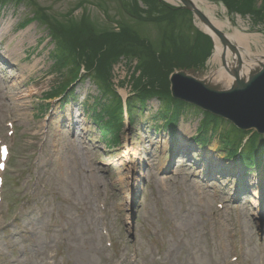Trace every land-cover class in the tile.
<instances>
[{
	"label": "rangeland",
	"instance_id": "rangeland-1",
	"mask_svg": "<svg viewBox=\"0 0 264 264\" xmlns=\"http://www.w3.org/2000/svg\"><path fill=\"white\" fill-rule=\"evenodd\" d=\"M134 1L144 18L158 5V14L177 10L167 21H136L122 0H0V144L11 149L0 264H264V205L252 187L264 178V135L246 154V138L229 146L223 137H236L232 124L216 116L217 128L200 136L206 112L173 99L171 76L202 79L217 67L210 34L179 0ZM205 1L225 33L247 35L253 52L264 49V0L253 9L242 0ZM129 27L146 40L114 42ZM22 33L34 38L11 61L6 47ZM64 39L84 64L52 98L75 70ZM89 56L104 81L83 71ZM113 102L121 109L118 141L109 138L111 125H100L115 123ZM124 152L142 161L140 183L134 171L127 178L134 164Z\"/></svg>",
	"mask_w": 264,
	"mask_h": 264
},
{
	"label": "water",
	"instance_id": "water-1",
	"mask_svg": "<svg viewBox=\"0 0 264 264\" xmlns=\"http://www.w3.org/2000/svg\"><path fill=\"white\" fill-rule=\"evenodd\" d=\"M179 1L217 34L223 45L222 65L235 82L230 89H220L186 71H179L171 76L172 96L232 121L240 129L255 130L264 135V65L248 82L244 81L240 75L242 60L238 47L192 0ZM228 50L234 59L230 67L227 64Z\"/></svg>",
	"mask_w": 264,
	"mask_h": 264
},
{
	"label": "bare ground",
	"instance_id": "bare-ground-1",
	"mask_svg": "<svg viewBox=\"0 0 264 264\" xmlns=\"http://www.w3.org/2000/svg\"><path fill=\"white\" fill-rule=\"evenodd\" d=\"M172 2H175V0H170ZM194 2V4L200 8L208 17L209 19L212 21V23L219 29H221L222 31L224 30V23L220 20H217L215 18V16H213V6H211L210 4H208L205 0H192ZM45 20V19H44ZM44 23V21L42 22ZM9 27L8 23H4L2 30H5ZM203 28L206 32H208L210 34V41H212L213 45H215L216 47V54L213 57V61L215 62V65H217V67H215L214 69L210 70L207 74H205V76H203L202 80H205L207 83H210L212 86L216 87V88H220V89H230L235 82L234 77H232L228 71H226L225 67L222 65V60H221V56L223 53V45L221 44L219 37L217 36V34L212 31L211 29H209L208 27L203 25ZM25 33H22V36L20 37V39L17 41V43L11 48V47H6V52H5V56H7V59H10L11 61H14V58L17 57L18 55V51L21 49L22 50V45L24 42L26 41H30L31 39L34 38L33 34H30L28 38H26V36L24 37ZM228 35V37L230 38L231 41H233L238 49H239V53H240V59L242 60V68H241V78L248 82L258 71H260L263 68L264 65V49L261 51H256L253 52L250 46V43L248 42V36L239 32L233 33V34H229L226 33ZM15 39V37H12V41ZM7 53V54H6ZM233 57L231 58L230 55V50H228L227 53V64H229V67L232 65L233 62ZM28 68V67H27ZM26 69V67L24 68ZM35 70V66L30 67V71ZM68 77H66L67 79H71L73 78V80H76L77 78H79V76H76V74H70L68 73ZM83 76V75H82ZM86 78V76H84ZM52 98H56V97H52ZM99 104V103H98ZM191 104V103H189ZM107 111V110H106ZM113 115L111 117V119H115V123L113 121H107V120H103L101 121L102 126H104V128L107 125H111L112 128H110L108 130L109 134V138L113 136L112 139H114L113 141H118V138L120 140V136L117 134L122 133V123L119 121L121 119L120 116H118L117 111H112ZM107 116V114H105ZM209 116H215L214 114H212L211 112L208 111V120L206 121V123L208 125L202 127V131L200 133V136L204 135L207 131H211L215 128H217V125L219 124L218 120H214ZM105 117V116H104ZM109 119V115L107 116ZM106 118V117H105ZM128 123H130L131 118L128 117L127 119ZM227 122L232 124V127L230 126V128H232L231 130H235L236 132L239 129L238 126L234 125L233 122L229 121L226 119ZM124 127V124H123ZM213 127V128H211ZM188 128H186L184 131H182V133H186V130ZM106 130V129H105ZM117 133V134H115ZM76 134V133H75ZM214 133H211L210 136H213ZM226 137H223V139ZM187 146V145H184ZM191 147L190 143L188 145V149ZM135 147H133L134 149ZM206 148V147H205ZM127 149V148H126ZM182 148H177V152L178 154H188V149H182ZM129 150H131V146H129ZM181 151V152H180ZM190 151V149H189ZM174 153V154H175ZM214 151L213 150H206V153L203 155L204 158L208 161H206L208 163V167H209V158L212 159V156ZM130 154H127V152L123 153V157L126 158V161L129 160L128 163L132 164H136L138 165V167L134 168V165L127 168V171H129L127 173V178L128 176H131V174H133L134 171V175H138L134 178V181L140 183V179L139 176H141L142 174V161L136 157H132L130 158V156H128ZM224 162H226V159L224 160ZM243 163V162H242ZM241 163V164H242ZM244 164V163H243ZM242 164V165H243ZM225 165V164H224ZM227 166V165H226ZM242 167V166H241ZM221 172L226 173L228 171L225 170V168L223 166H221L220 168ZM215 172V171H214ZM220 172V173H221ZM129 174V175H128ZM217 174V173H216ZM122 181H125L126 183H128L126 179L121 178ZM253 183H256L255 185H252V187L254 188V186H256L254 188L255 192H257V195L259 196V201H258V205L259 206H263L264 205V178L262 179L261 177L258 179H252ZM128 186V185H127ZM132 191V186L128 188V193H130ZM263 200L260 201V200ZM128 201V200H127ZM129 202V201H128Z\"/></svg>",
	"mask_w": 264,
	"mask_h": 264
},
{
	"label": "trees",
	"instance_id": "trees-1",
	"mask_svg": "<svg viewBox=\"0 0 264 264\" xmlns=\"http://www.w3.org/2000/svg\"><path fill=\"white\" fill-rule=\"evenodd\" d=\"M122 1H124V4H123V6L122 7H127V9H128V12H127V14L131 17V18H133V19H135L136 21H143V20H149V21H156V22H160V20L162 19V20H164V21H167L168 20V18H173V16L175 15L174 14V11H176L177 9H171L170 11L168 10V11H166L167 13L165 14V15H163V14H158L159 13V9H158V7L161 9V11H162V7H160V5H158V6H155L154 7V9H156V10H158V15L156 14V13H151L150 11H148V16H146L145 18L142 16V15H140L138 12H140L139 11V8L136 6V5H138V4H136V2L134 1V0H131V2L130 1H128V0H122ZM152 2V6H153V4H154V2L153 1H151ZM242 4L244 5L245 4V6L247 7L246 9H253V7L255 6V0H242ZM180 9H178V11H179ZM184 11H186V13H190L189 11H187L186 9H184ZM262 12V15H264V11H261ZM150 14H152V15H150ZM173 15V16H172ZM155 16V17H154ZM43 19H45V18H43ZM129 29H130V32H129V30H125V29H121L120 30V32L119 33H117V34H113L112 36H111V38L112 39H114V40H116V41H114V42H124V43H128V44H137V43H140V44H142L143 42H144V40H146V39H143V37L138 33V30H136L134 27H132V28H130L129 27ZM166 29V28H165ZM57 33V32H56ZM56 35H58V34H56ZM115 35H117V36H115ZM59 37H60V35H58ZM74 36L75 37H77V38H79V34L77 35V34H75L74 33ZM105 37H107V36H105ZM109 39V38H108ZM65 40V46H67V48H68V50H69V52L71 53L70 54V56H71V58L72 59H74V62H71L72 63V66L74 67V71L72 70V69H69V73L70 74H74V73H76V69L79 67V63H81V65H83L84 64V62L83 61H81V58L80 57H82V53L81 54H78L76 51V45L72 42L71 44L69 43V41L67 40V39H64ZM165 42V41H164ZM139 44V45H140ZM165 44V43H164ZM172 44V43H171ZM164 46V48L165 47H167L166 45H163ZM203 47H204V51L206 52H208L210 49H211V43H210V41H208L207 42V44L206 45H203ZM76 50V51H75ZM93 56V55H92ZM70 58V61L72 60ZM93 58L94 57H90L89 56V59L87 60V62H85V68L88 70V72L89 73H93V72H95L96 74L98 73V74H101V77L104 75V73H102L101 71H100V69H97V71L94 69V68H96L95 66H94V64H93V62H92V60H93ZM145 65V62H143V66ZM143 66H141L142 68H143ZM140 66H139V68L141 69V71H143V69L141 68ZM93 71V72H92ZM136 72H138L137 70H136ZM96 74H93V75H95V77H97V75ZM103 74V75H102ZM105 76V75H104ZM104 76L102 77L103 78V81L106 79V78H104ZM134 78L136 79V77L134 76ZM72 79V78H71ZM71 79H63L62 81H61V85H60V90H55L54 91V93H52V95H57V94H60L63 90V88L65 87V86H67V85H69L70 84V80ZM99 79H100V77H99ZM105 89H106V91H108V90H110L109 89V87H105ZM143 90H145L144 88H142ZM146 91V90H145ZM108 92H110V91H108ZM134 92H136V91H134ZM116 96V95H115ZM166 98H170V97H166ZM142 100H145V99H142ZM113 105H115L116 107L114 108H112V111H117V113L119 114V111L121 110H119V108H118V106L120 105V103H116V102H113ZM109 108V107H108ZM107 108V109H108ZM122 108V107H121ZM109 110V109H108ZM121 113V112H120ZM212 119H214V120H217L216 118H213L212 117ZM234 132H235V130H234ZM235 134H236V137L235 136H233L232 137V139L230 140V145L233 143H237L238 141H239V138H242V137H244L245 136V134H247L246 132H244V131H241V130H238L237 132H235ZM257 137H262V136H260V135H257V134H253V135H251V137H250V139H249V141L247 142V144H245V146H244V148H245V151H244V153H246V154H248L249 153V150H250V143H257ZM247 145H249V147H247ZM256 144H255V146L253 147V149L255 150L256 149ZM244 155V154H243Z\"/></svg>",
	"mask_w": 264,
	"mask_h": 264
},
{
	"label": "snow or ice",
	"instance_id": "snow-or-ice-1",
	"mask_svg": "<svg viewBox=\"0 0 264 264\" xmlns=\"http://www.w3.org/2000/svg\"><path fill=\"white\" fill-rule=\"evenodd\" d=\"M0 167H2V165H0Z\"/></svg>",
	"mask_w": 264,
	"mask_h": 264
}]
</instances>
